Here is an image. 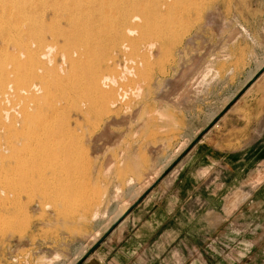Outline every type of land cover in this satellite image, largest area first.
<instances>
[{
	"label": "rangeland",
	"instance_id": "obj_1",
	"mask_svg": "<svg viewBox=\"0 0 264 264\" xmlns=\"http://www.w3.org/2000/svg\"><path fill=\"white\" fill-rule=\"evenodd\" d=\"M87 2L93 29L104 23L101 14L106 21L99 28L105 35L98 29L90 33L95 46L87 44L89 50L83 40L75 49L65 43L73 32L64 19L69 2L55 20L50 3L39 12L45 43L57 44L48 58L35 63L38 67L26 59L38 52L36 44L20 51L7 33H0V59L7 55L29 66L28 85L41 88L27 97L18 95L25 87L18 85L16 63L3 58L1 92L12 84L17 96L0 105V264H61V252L70 246L76 250L73 260L88 253L101 234L90 232L91 227L107 219L110 206L124 209L155 181L159 169L185 145L184 134L199 125L200 99L217 79L212 62L233 56L250 33L264 36V0ZM127 8L133 21H127L121 39L111 46L109 36H116L119 13ZM22 30L23 35L26 28ZM94 73L100 83L104 77L115 81L92 89L89 76ZM52 80L60 81L61 93L53 90L46 99L43 87ZM24 116H30L25 123ZM50 134L58 135V142L47 143L43 137ZM262 179L260 175L258 181ZM258 203L252 211L242 210V221L226 225L225 238L210 239L206 247L212 256L225 264H264V196Z\"/></svg>",
	"mask_w": 264,
	"mask_h": 264
},
{
	"label": "crops",
	"instance_id": "obj_2",
	"mask_svg": "<svg viewBox=\"0 0 264 264\" xmlns=\"http://www.w3.org/2000/svg\"><path fill=\"white\" fill-rule=\"evenodd\" d=\"M232 55L212 62L217 79L200 99L199 125L155 181L179 162L82 264H225L207 244L264 196V36L250 33ZM155 181L124 209L109 207L90 229L101 233L96 242ZM69 248L61 264L86 255L73 260Z\"/></svg>",
	"mask_w": 264,
	"mask_h": 264
},
{
	"label": "bare ground",
	"instance_id": "obj_3",
	"mask_svg": "<svg viewBox=\"0 0 264 264\" xmlns=\"http://www.w3.org/2000/svg\"><path fill=\"white\" fill-rule=\"evenodd\" d=\"M64 1H67V0H0V33L1 32H5V34L7 35V36H9L8 37V39L9 38H11V39H13L14 40V46L15 47H17L16 49H18V50H20V51H30V49L28 48L29 47V45H30V43L31 42H33V43H31V44H36L38 47V50H36L35 52H39V50H40V53H36V54H34V52L32 51V53L31 54H27L28 56L26 57V59H27V62H28V64L29 65H32V64H34V68L35 67H38L39 66V63L37 64L38 66H36V64L35 63H37V62H39L40 61V59L41 58H43V57H46V58H48V52H50L51 50H53V48H54V46L57 44H53V46L52 45H47L46 43H45V41H46V37L45 36H47V35H45L46 34V31H45V26H44V24H43V22H42V24H43V26H42V24L39 22V15H40V13L39 12H41V10L42 9H44L46 6H47V4L49 5V3H50V5H52L51 6V8L53 9L52 11H53V15L55 14V16H54V20L55 19H57V17L59 16H61L62 17V13H61V10H63L64 8L63 7H65L66 6V4L65 3H67V2H69L68 3V5L65 7V9L67 10V14H66V18H64L65 20L67 19V21H68V25H70L71 27H73V32H72V34H70L68 37H67V39L65 38V43H68V44H70V46L72 47H74V49H75V47L76 46H79L78 45V43L81 41V40H83V42L86 44V46L88 47V45L87 44H89L90 46H91V48H92V46H95V42H93L92 41V39L90 38V36H91V34L90 33H92L93 31H96L97 29H98V32L99 31H101L102 29H100L99 30V28H102L101 26L103 25V27H104V24H106V21H105V18L104 17H102L101 15H100V17H101V21H104V23H102L101 22V26H97L98 28H96V27H94L95 29H93V25L91 26L90 25V22L92 23V24H95V23H93L94 21L93 20H91V17H92V15L90 16V14L88 13L90 10H89V5L88 6H86V3L85 2H87L88 4L90 3L91 4V0L89 1V0H69V1H67V2H65L64 3ZM99 1V0H98ZM113 1V0H112ZM92 2H94V0H92ZM51 3H54V5L53 4H51ZM61 3H63V4H61ZM96 3V2H95ZM100 3V2H99ZM99 3L97 4V5H99ZM101 3H103L102 1H101ZM100 3V4H101ZM105 3V2H104ZM105 4H107V3H105ZM121 4V3H120ZM61 5H63L62 6V9H61ZM103 4H101V6H102ZM118 5V4H117ZM86 6V7H85ZM101 6H99V9L100 8H102ZM131 6V5H130ZM105 7V6H104ZM132 7V6H131ZM90 8H91V5H90ZM121 8V7H120ZM123 8V7H122ZM134 7H132V9H133ZM106 9V8H105ZM115 9V8H114ZM130 9V8H129ZM128 8L127 9H125L124 11H121V13H119V15H120V20H121V22H120V24L118 25H116L117 27V29H118V31H117V34L115 33L114 35H116L115 37H113L112 39H110V37L111 36H109V42L111 43V46L113 45V44H115V42L117 43V41L118 40H120L121 39V37H122V31L123 30H125V29H123V27H124V25L125 24H127V21L129 22V20H131L132 19V21H133V18L134 17H131L129 14H130V10H129ZM149 9V8H148ZM108 10V9H107ZM60 11V12H59ZM93 11V10H92ZM100 11V10H99ZM105 11V10H104ZM112 11V10H111ZM116 11V10H115ZM65 12V11H64ZM106 12V11H105ZM118 12V11H117ZM120 12V11H119ZM132 12V11H131ZM39 13V14H38ZM88 13V14H87ZM59 14V15H58ZM98 14H99V12H98ZM107 14V13H106ZM109 14V13H108ZM41 16V15H40ZM105 16V15H104ZM106 17V16H105ZM5 18H7V21L6 20H4ZM80 18H82V20H80ZM137 18V17H136ZM135 18V19H136ZM148 18V17H147ZM96 19H97V17H96ZM41 20V19H40ZM79 20L80 21H83L82 22V25H80V22H79ZM89 20V21H88ZM119 20V21H120ZM138 20V19H137ZM111 22V21H110ZM137 22V21H136ZM66 23V22H65ZM61 25V24H60ZM67 25V26H68ZM145 25V24H144ZM52 26V25H51ZM66 26V27H67ZM22 27H25L26 28V33H24L23 35H24V37H26V38H24L23 37V35L21 34L22 33ZM50 27V26H49ZM59 27V26H58ZM57 27V28H58ZM63 27V26H62ZM69 27V26H68ZM107 27V26H106ZM44 28V29H43ZM56 28V29H57ZM70 28V27H69ZM126 28V27H125ZM130 29V28H129ZM129 29H127V32L128 33H131L132 31L131 30H129ZM145 29V28H144ZM44 30V31H43ZM47 30V29H46ZM106 30H108V28L106 29ZM62 31V30H61ZM45 32V33H44ZM101 32H104L102 35H105V31H101ZM107 32V31H106ZM114 32V31H113ZM124 32V31H123ZM142 33H143V31H141ZM145 32V31H144ZM63 33V32H62ZM108 33V32H107ZM110 33V32H109ZM109 33H108V35H109ZM151 33H152V31H151ZM20 34H21V36H20ZM56 34V33H55ZM20 37H19V36ZM68 35V34H67ZM107 35V34H106ZM107 35V36H108ZM113 35V36H114ZM53 36V35H52ZM63 36V35H62ZM93 36V35H92ZM106 37V36H105ZM105 37H104V39H105ZM80 40V41H79ZM94 40V39H93ZM100 40V39H99ZM27 41H29V42H27ZM77 41H79V42H77ZM107 41V40H106ZM77 43V44H76ZM76 44V46H74ZM107 44V43H106ZM120 44V43H119ZM82 45H84V44H82ZM105 47H107L106 45H104ZM66 47V46H65ZM81 47V46H80ZM84 47H85V45H84ZM36 48V49H37ZM86 48V47H85ZM91 48H89L88 47V50L89 49H91ZM28 49V50H27ZM3 50V49H2ZM2 50H1V52H2ZM84 50H86V49H84ZM87 50V51H88ZM19 51V53H21ZM75 51H77V49L75 50ZM0 52V53H1ZM54 52V51H53ZM78 52V51H77ZM108 52V51H107ZM24 53H21V55H23ZM51 54V53H50ZM66 54V53H65ZM75 54V53H74ZM24 55H26V54H24ZM80 55L82 56V55H84V54H82V53H80ZM76 56V55H75ZM5 57V58H4ZM4 57H2V54H1V58H2V60L0 59V105H3V103H4V105L7 103V101L8 102H10L9 100H11V99H9V98H12L13 97V95L15 96L16 94H17V92H18V95H22V97H23V95H26V97L27 96H30L29 95V93L30 92H32L31 90H34V92H38V91H41L40 89V87H38L37 85H34L33 83V85H28L29 84V82H28V79L30 78L29 76H30V73H32L33 71H32V69L31 68H29V66H28V64L26 65L25 64V66H28V67H24V66H20V64L21 63H19L20 62V60L18 61V60H16V58H13V57H10V56H7V55H5ZM89 57V56H88ZM3 58H4V61L5 60H7V59H11L12 61L14 60L15 61V63H16V71H17V74H16V79L18 80V85H21L20 87H25V88H23V89H20V90H18L17 92H16V94H15V89H14V87H13V85L12 84H9L6 88H5V90H4V92H1L2 91V89H3V87H4V70H3ZM76 58V57H75ZM79 57H77V59H78ZM50 59V58H49ZM88 59V58H87ZM39 60V61H38ZM26 61V60H25ZM47 61V60H46ZM89 61V60H88ZM65 62V61H64ZM48 63V62H47ZM53 63V62H52ZM102 63V62H101ZM42 64V63H41ZM24 65V64H23ZM43 65H44V63H43ZM76 67V66H75ZM38 69V68H37ZM99 70V69H98ZM38 71H40V70H38ZM37 70H36V74H37V72H38ZM44 73H46L45 75L46 76H49V74L47 75V73H51V72H44ZM56 73V72H55ZM128 73V72H127ZM35 74V73H34ZM99 74V73H98ZM32 75V74H31ZM50 75H53V73L52 74H50ZM95 75H97V74H92V75H90L89 76V78H90V83L89 84H92L93 86H92V89L93 88H96V87H99L100 85L102 86V87H104V84H103V82L105 83V81L107 82L108 81V79H111V78H108V77H104V79H103V81H101L102 83H100V79L101 78H99V77H96ZM98 76V75H97ZM32 77H34L35 78V76L34 75H32ZM51 77V76H50ZM58 77V76H57ZM49 78V77H48ZM47 78V79H48ZM54 78V77H53ZM103 78V77H102ZM46 79V80H47ZM54 79H57L56 78V75H55V78ZM29 80H32V79H29ZM44 80H45V78H44ZM102 80V79H101ZM58 82V83H56V82ZM55 81H49V84H48V82H47V84L48 85H46V86H44L43 87V85L41 86V87H43V89L45 90V94H44V96H45V98L47 99L48 97H50V95L52 94V92H53V90L54 91H57V92H60L61 93V85H60V81H58V80H55ZM109 81H112V82H114L115 80L114 79H111V80H109ZM43 82V81H42ZM46 82V81H45ZM44 82V83H45ZM80 82H82V81H80ZM98 83L100 84L99 86H98ZM28 85V86H27ZM45 85V84H44ZM87 85V84H86ZM85 85V86H86ZM27 86V87H26ZM82 86V85H81ZM46 87V88H45ZM84 88V87H83ZM100 88V87H99ZM98 89V88H97ZM69 90V89H68ZM67 90V91H68ZM80 91H81V89H79ZM78 90V91H79ZM33 92V93H34ZM84 92V91H83ZM100 92V94H101V91H99ZM43 93V92H42ZM70 93H71V91H70ZM30 94H32V93H30ZM73 94V93H72ZM75 94V93H74ZM99 94V93H98ZM107 94V93H106ZM43 95V94H42ZM65 95H66V93H65ZM102 95V94H101ZM17 96V95H16ZM72 96V95H71ZM70 96V97H71ZM107 96V95H106ZM105 95L103 96V97H106ZM67 97H69V95L67 96ZM69 97V98H70ZM76 97V96H75ZM109 97V96H108ZM6 98V99H5ZM44 99V98H43ZM64 99L65 100H68V98L66 99V97H64ZM71 99V98H70ZM69 99V100H70ZM101 99H102V96H101ZM109 99V98H108ZM14 100V99H13ZM68 100V102H69V105L71 104V101H69ZM94 100V99H93ZM103 100V99H102ZM105 100H107V98L105 99ZM5 101V102H4ZM44 101V100H43ZM78 101V100H77ZM84 101V100H83ZM108 101V100H107ZM45 102V101H44ZM80 102H82V101H80ZM112 103H113V101H111ZM108 103V102H107ZM112 103H108V104H111L112 105ZM43 104V103H42ZM74 104V103H73ZM77 104V103H76ZM104 104H106V102H104ZM44 105V104H43ZM49 105V104H48ZM68 105V104H67ZM68 105V106H69ZM111 105H108V106H111ZM46 106V105H45ZM49 106H51V105H49ZM86 106V105H85ZM64 107H66V106H64ZM72 107V106H71ZM6 108V107H5ZM10 108V107H9ZM67 108V107H66ZM84 108V107H83ZM87 108V107H86ZM53 109V108H52ZM68 109V108H67ZM75 109H76V107H75ZM56 110V109H55ZM55 110H53V111H55ZM63 110V109H62ZM78 110H79V108H78ZM77 110V111H78ZM11 111V110H10ZM89 111V110H88ZM4 112V111H3ZM2 112V113H3ZM52 112V111H51ZM62 112V111H61ZM82 112V111H81ZM63 113V112H62ZM79 113V112H78ZM84 113V112H83ZM7 114V113H6ZM5 114V115H6ZM52 114V113H51ZM68 114V113H67ZM53 115V114H52ZM56 115V114H55ZM7 116H8V114H7ZM6 117V116H5ZM4 117V118H5ZM9 117V116H8ZM12 117V116H11ZM30 117V116H29ZM28 116L27 117H25L24 116V118H26V119H24V121L22 120V122H27V120H29L30 118H29ZM56 117V116H55ZM20 118V117H19ZM49 118V117H48ZM7 120V119H6ZM54 120V119H53ZM11 121V120H10ZM44 121H45V119H44ZM43 121V122H44ZM14 124V123H13ZM26 125V124H25ZM43 125V124H42ZM41 125V126H42ZM50 125V124H49ZM55 126V125H54ZM45 127V126H44ZM52 127H53V125H52ZM63 127V126H62ZM56 128H54V130H55ZM16 130V129H15ZM14 130V131H15ZM44 130V129H43ZM49 128L47 129V131L49 132ZM62 131H64V130H61V132ZM22 132V131H21ZM40 132V131H39ZM44 132V131H43ZM51 132V131H50ZM49 132V133H50ZM36 133V132H35ZM48 133V134H49ZM53 133V132H52ZM60 133V132H59ZM15 134H17L16 132H15ZM15 134H13V135H15ZM41 134V133H40ZM47 134V135H48ZM57 134V133H56ZM62 134V133H61ZM60 134V135H61ZM64 134V133H63ZM29 135V134H28ZM36 135V134H35ZM55 134H50L49 135V138L47 139L45 136L43 137V138H45L46 139V141H47V143H49V141H53L54 140V138H55ZM67 136V135H66ZM72 136V135H71ZM16 137H18V136H16ZM24 137V136H23ZM40 137H41V135H40ZM36 138H38V140H39V137H36ZM42 138V137H41ZM57 138H59V136L57 135V137L55 138L56 139V141L58 140ZM66 138V137H65ZM27 139V138H26ZM25 139V140H26ZM31 139V138H30ZM34 139V138H33ZM60 139V138H59ZM21 140V139H20ZM37 140V141H38ZM13 141V140H12ZM11 141V142H12ZM40 141V140H39ZM38 141V142H39ZM22 142V141H21ZM58 142V141H57ZM37 143V142H36ZM36 143H34V144H36ZM42 143V142H41ZM23 144V143H22ZM28 144V143H27ZM43 144V143H42ZM46 144V143H45ZM44 144V145H45ZM52 144H54V143H52ZM37 145V144H36ZM49 145V144H48ZM50 145H51V143H50ZM55 146H58L57 145V143L56 144H54ZM27 146V145H26ZM53 146V145H52ZM54 146V147H55ZM46 147V146H45ZM48 147H50V146H48ZM27 148V147H26ZM59 147H57V149H58ZM13 149V148H12ZM41 149H42V147H41ZM45 149V148H44ZM56 149V148H55ZM56 149V150H57ZM61 149V148H60ZM60 149H58L59 151H60ZM31 151V150H30ZM35 151V150H34ZM51 151L53 152V150L51 149ZM23 152V151H22ZM27 152H29L28 150L26 151V153ZM52 152H50V153H52ZM13 153V152H12ZM16 153V152H15ZM35 153V152H34ZM56 153V152H55ZM18 154V153H17ZM46 154H47V152H46ZM45 154V155H46ZM59 154H60V152H59ZM27 155V154H26ZM29 155V154H28ZM57 155H58V152H57ZM61 155V154H60ZM24 156V155H23ZM29 159V158H28ZM33 159V158H32ZM36 159V158H35ZM40 160V159H39ZM29 161H30V159H29ZM19 162H20V160H19ZM16 163V162H15ZM28 163V162H27ZM17 164V163H16ZM4 165H6V164H4ZM3 165H1V167H2ZM10 167V166H9ZM3 168V167H2ZM4 169H7V167L5 166V168H3V170ZM9 169V168H8ZM11 169V168H10ZM38 172V171H37ZM2 174V173H1ZM11 175V174H10ZM1 183V182H0Z\"/></svg>",
	"mask_w": 264,
	"mask_h": 264
},
{
	"label": "water",
	"instance_id": "obj_4",
	"mask_svg": "<svg viewBox=\"0 0 264 264\" xmlns=\"http://www.w3.org/2000/svg\"><path fill=\"white\" fill-rule=\"evenodd\" d=\"M180 159L172 163L165 171L164 173L155 181L153 185L149 187V189L143 193L134 203L131 207L127 209V211L108 229V231L97 241V243L89 250L88 253L76 264H82L88 256L98 247L99 244H101L105 238L108 236V234L128 215L132 212V210L140 203V201L156 186L157 183H159L164 177L168 175V173L173 169V167L179 162Z\"/></svg>",
	"mask_w": 264,
	"mask_h": 264
}]
</instances>
